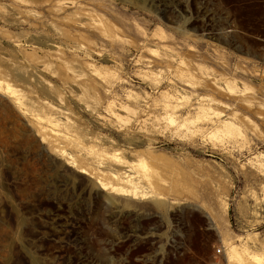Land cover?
Returning <instances> with one entry per match:
<instances>
[{
    "label": "rangeland",
    "instance_id": "1",
    "mask_svg": "<svg viewBox=\"0 0 264 264\" xmlns=\"http://www.w3.org/2000/svg\"><path fill=\"white\" fill-rule=\"evenodd\" d=\"M0 77V264H264V0H0Z\"/></svg>",
    "mask_w": 264,
    "mask_h": 264
},
{
    "label": "bare ground",
    "instance_id": "2",
    "mask_svg": "<svg viewBox=\"0 0 264 264\" xmlns=\"http://www.w3.org/2000/svg\"><path fill=\"white\" fill-rule=\"evenodd\" d=\"M73 1V0H72ZM71 2V1H69ZM68 2V3H69ZM0 88L8 90L10 93L15 95V99L18 101V103L22 104L21 97L22 94L19 92L17 88H15L12 83H10L7 79L0 77ZM42 105L45 107L46 112L39 114V113H32L34 123L40 127L41 131L43 132V135L47 136L49 143L51 142V145L55 144L53 147L59 152H61L64 155V158L68 164H76V156L72 153H66L63 150L62 146H58L56 143L58 142H68L71 138L70 132L67 127V117L63 115V111L58 107V105L52 104L48 101H43ZM168 106V103L165 102L164 107ZM107 109L110 113V115L120 123V120L124 118L122 113L125 109V105L120 104L119 106L114 105L113 103H108ZM210 114L218 115L217 112H211ZM146 117H136L137 122H142L145 120ZM168 119L170 121H174L171 116H168ZM220 123H222V126L228 127L230 124L232 126L231 121L227 117H224V119L219 120ZM185 121L179 124L180 126L184 125ZM221 126V125H220ZM224 127V128H225ZM111 157L115 161H119L121 159V156H117L115 153L111 154ZM123 160V159H122ZM121 161V160H120ZM119 161V162H120ZM125 161V160H123ZM99 162V161H98ZM122 162V161H121ZM127 162V161H125ZM130 163H135V161L129 162L128 168L125 167L124 171H119L116 169L109 168L100 171L99 176H97L96 182L100 186V188L108 191H112L115 193H121V194H128L130 193L133 197L137 193L136 186L134 185L135 182L133 181V174L135 171H133V167H135ZM118 164V163H116ZM120 164V163H119ZM118 164V165H119ZM123 164V162L121 163ZM99 165V164H97ZM125 165V164H124ZM127 165V164H126ZM125 165V166H126ZM133 167H132V166ZM136 165H140V162ZM132 167V168H129ZM111 169V170H110ZM133 172H127L131 171ZM122 170V169H121ZM83 172V170H80ZM137 172V171H136ZM231 253L235 254L234 249L231 251Z\"/></svg>",
    "mask_w": 264,
    "mask_h": 264
},
{
    "label": "trees",
    "instance_id": "3",
    "mask_svg": "<svg viewBox=\"0 0 264 264\" xmlns=\"http://www.w3.org/2000/svg\"><path fill=\"white\" fill-rule=\"evenodd\" d=\"M41 204H42V205H48V206H50L51 208H54V207H55L54 203L51 202V201H48V200H42V201H41Z\"/></svg>",
    "mask_w": 264,
    "mask_h": 264
}]
</instances>
